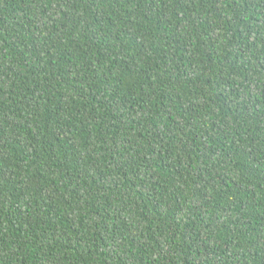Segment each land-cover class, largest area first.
Returning <instances> with one entry per match:
<instances>
[{
  "label": "trees",
  "instance_id": "trees-1",
  "mask_svg": "<svg viewBox=\"0 0 264 264\" xmlns=\"http://www.w3.org/2000/svg\"><path fill=\"white\" fill-rule=\"evenodd\" d=\"M0 264H264V0H0Z\"/></svg>",
  "mask_w": 264,
  "mask_h": 264
}]
</instances>
